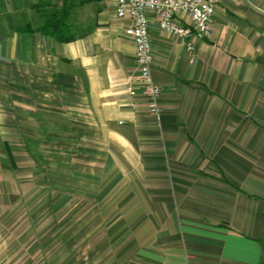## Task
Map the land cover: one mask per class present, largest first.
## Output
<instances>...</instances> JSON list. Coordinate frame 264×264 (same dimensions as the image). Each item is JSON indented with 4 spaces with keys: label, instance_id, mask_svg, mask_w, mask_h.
<instances>
[{
    "label": "crops",
    "instance_id": "crops-1",
    "mask_svg": "<svg viewBox=\"0 0 264 264\" xmlns=\"http://www.w3.org/2000/svg\"><path fill=\"white\" fill-rule=\"evenodd\" d=\"M38 1L0 0V264H264V0L193 54L149 15L157 116L114 0L69 42Z\"/></svg>",
    "mask_w": 264,
    "mask_h": 264
},
{
    "label": "built area",
    "instance_id": "built-area-1",
    "mask_svg": "<svg viewBox=\"0 0 264 264\" xmlns=\"http://www.w3.org/2000/svg\"><path fill=\"white\" fill-rule=\"evenodd\" d=\"M220 2L221 0H114L116 17L129 24L125 32L134 44L137 67L134 79L142 87V95L147 99L151 115L157 116L161 111V91L151 76L153 56L149 15L156 17L160 31L182 37L186 50L193 54V39L209 37L212 17Z\"/></svg>",
    "mask_w": 264,
    "mask_h": 264
},
{
    "label": "trees",
    "instance_id": "trees-1",
    "mask_svg": "<svg viewBox=\"0 0 264 264\" xmlns=\"http://www.w3.org/2000/svg\"><path fill=\"white\" fill-rule=\"evenodd\" d=\"M59 3L50 4L51 0H40L35 4L34 10L41 17L40 26L35 30L53 37L59 42H69L77 36L84 35L87 30H80L71 21L72 13L77 7L96 3L99 0H56ZM40 7L48 8L50 11H42ZM41 10V11H40ZM31 30V29H30ZM78 30V31H77Z\"/></svg>",
    "mask_w": 264,
    "mask_h": 264
},
{
    "label": "rangeland",
    "instance_id": "rangeland-1",
    "mask_svg": "<svg viewBox=\"0 0 264 264\" xmlns=\"http://www.w3.org/2000/svg\"><path fill=\"white\" fill-rule=\"evenodd\" d=\"M38 2H39V1H38ZM52 3H53V5L56 3L57 7L59 6V3H58L56 0H51V3H50V4H52ZM20 4L23 5L22 2H20ZM21 5L19 6V7L22 8V9H19V10H20V13H21L22 11H24V12H26L24 15H27V14H28L27 8L23 9L24 6H21ZM40 8H41L42 11H48V12H49L50 9H51L50 7H48V8L40 7ZM41 10H40V11H41ZM36 15H37L38 17H40L38 14H36ZM40 18H41V17H40ZM80 30H81V29H80ZM77 31H78V30H77ZM72 216H73V218H74V213H72ZM71 218H72V217H71ZM62 226H63V225H62ZM62 226H61V227H62ZM72 232H74V229L70 230V233H72Z\"/></svg>",
    "mask_w": 264,
    "mask_h": 264
}]
</instances>
